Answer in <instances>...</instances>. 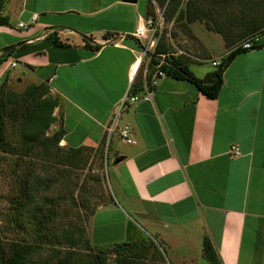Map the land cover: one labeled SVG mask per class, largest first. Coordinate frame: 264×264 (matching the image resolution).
I'll list each match as a JSON object with an SVG mask.
<instances>
[{"label":"crops","instance_id":"crops-1","mask_svg":"<svg viewBox=\"0 0 264 264\" xmlns=\"http://www.w3.org/2000/svg\"><path fill=\"white\" fill-rule=\"evenodd\" d=\"M0 1V54L14 47L0 80L46 82L58 99L52 131L64 129L58 144L103 149L111 192L92 214L100 246L146 239L147 263L129 264H213L207 237L222 264H264V45L233 56L216 97L163 74L119 109L149 79L152 48L134 35L149 0ZM187 57L197 77L216 67L198 72ZM124 125L133 142L121 138Z\"/></svg>","mask_w":264,"mask_h":264},{"label":"trees","instance_id":"trees-1","mask_svg":"<svg viewBox=\"0 0 264 264\" xmlns=\"http://www.w3.org/2000/svg\"><path fill=\"white\" fill-rule=\"evenodd\" d=\"M154 1L162 8L165 21L175 20L176 23L181 25L182 31L188 34L192 33L188 24L200 17L198 11L191 10L194 0H186L184 7L183 0ZM212 1L225 6L232 5L233 8L238 9V13L233 14V19L230 17L227 20H214V26L211 27V29L221 33L226 47L231 46L234 41L250 33L264 31V0ZM1 8L2 4L0 3V10ZM146 16L151 18L155 16L153 0L148 2ZM182 20H186L188 24ZM0 24H8V18L5 15L0 14ZM85 41L88 48L98 49V44H92L88 40ZM168 44L165 36L160 34L154 49L145 56L146 77H150L157 64L160 63L159 68L164 70L165 74L193 82L208 97L217 96L223 83V69L233 56L236 53L249 50L239 47L229 50L223 56L220 64L201 78L197 77L186 65V55L183 56L182 53L175 54L170 51ZM263 45L264 41L257 47ZM13 49L14 47L5 48L0 54V63L14 52ZM162 54L164 55L162 56ZM143 64L144 61L141 62L140 67ZM140 85L134 84L133 90L140 89ZM57 103V97L49 93V85L44 81L29 83L22 90H16L9 87L6 75L0 80V151L14 154L20 159L29 157L28 163H21L24 166V169H22L23 175L21 174L22 176L18 177V185L11 197V222L18 229L22 231L31 230L37 236L30 241H14L9 246H5L0 236V264H109L107 255L102 250L94 252L88 250L87 253L75 252L74 247L78 245H84L92 249L88 239L84 237V226L82 223H77V221H70L67 225L62 226L59 231H56L53 226L55 217L58 214V207L54 206V201L49 196L39 193V187L48 188L50 183L56 180L58 174L66 177L68 170L83 169L88 164V156L85 150L88 149L87 146L81 145L68 149L61 147L58 144L64 132L61 126L48 133L52 122L56 119L53 109ZM33 156L40 160V164L44 169H53L52 176L39 177L34 174V170H32L34 162L31 161L34 158ZM75 177L78 178V175ZM83 180L79 182L76 188L78 190L76 197L79 204L84 206L85 210L83 212L86 214L88 205L81 198ZM75 183H78L77 180ZM93 209L91 208L88 212L93 214L95 211ZM77 218L79 219L80 216L78 215ZM47 243L57 244L56 247H53V255L35 257L37 250ZM140 244L142 243H116L114 250L117 251L115 258L117 264H129L131 262L128 259L119 257L122 247L138 248ZM149 244L152 245L153 242L150 241ZM61 245L68 246V254L58 255L60 248L57 246ZM202 254L213 264H222L218 253L207 237H204L202 241Z\"/></svg>","mask_w":264,"mask_h":264},{"label":"rangeland","instance_id":"rangeland-1","mask_svg":"<svg viewBox=\"0 0 264 264\" xmlns=\"http://www.w3.org/2000/svg\"><path fill=\"white\" fill-rule=\"evenodd\" d=\"M183 1L184 7L186 0ZM153 3L155 16L152 19L153 24L158 27V31L156 32L157 40L152 46V50L154 49L160 34H163L169 43L170 51L175 54H179L178 51L180 49L190 52V54H182L183 56H185V54L188 56H185L189 59L188 64L198 72L213 67V65H211L212 59L221 58L225 55L226 51H229L228 49L232 45L242 39L240 38L234 41L231 46L226 47L221 33L211 29V27L213 28L214 26V20H227L230 17L232 18L233 14L238 13V9L233 8L232 5L225 6L224 4L215 3L212 0H194V5H191V10L198 11L200 19H195L189 24L186 20H182L190 26L192 33L188 34L181 30V25L176 23L175 20L165 21L162 8L154 0ZM22 86H24V84L16 85L9 83V87L16 90H22L25 87ZM52 130L53 128L50 126L48 133L53 132ZM87 147L88 149L85 150L88 156V164H86L85 168L66 170V177L58 174L56 180L50 183L48 188H43L42 186L39 187V193L49 196L54 201V206L56 205L58 207V214L55 217L53 226L56 231H59L62 226L67 225L70 221H77V223H82L84 226V237L88 239L89 245L92 246V249L84 245H78L74 247L76 253H87L88 250H91L92 252L102 250L106 253L109 264H117V260L115 259L117 251L114 250L116 243L110 246H100L98 244L96 216H93L92 219V213L88 212L91 208H94L93 210H95L98 204L107 202L108 192H111V190L108 189L106 183L103 149H101V147L98 149V147L94 146ZM100 151H102V153H100ZM31 161L34 162L32 170H34L36 176H52L53 169H44L40 164V160L35 157ZM22 162L25 164L28 163L29 157H23L20 159L14 154L0 151V236L2 237L5 246H9L14 241H30L37 237L31 230L22 231L11 222V197L18 185V177L23 175L22 169H24V166L21 164ZM76 175H78V178L75 177ZM82 179L84 180L81 198H83L85 204L88 205V211H86V214L83 212L85 210L84 206L79 204V200L76 197L78 194L76 188ZM76 180L78 182L77 184L75 183ZM78 215L80 216L79 219L77 218ZM140 242L142 244L138 245V248L122 247L119 257L128 259L131 262L141 261L147 263L144 259L149 255L152 245H150V241L146 239L137 241L138 244ZM56 245L57 244L55 243L42 245L35 253V257L53 255V247H56ZM57 247L60 248V252L58 253L59 256L69 253L67 245Z\"/></svg>","mask_w":264,"mask_h":264},{"label":"built area","instance_id":"built-area-1","mask_svg":"<svg viewBox=\"0 0 264 264\" xmlns=\"http://www.w3.org/2000/svg\"><path fill=\"white\" fill-rule=\"evenodd\" d=\"M20 26H24L23 22L19 23ZM158 31V27L153 24V19L151 17L144 18L140 23H138L134 35L138 39H142L146 41V48H152V46L155 44L157 37L156 32ZM264 41V31H256L253 33H250L237 41L234 45H232L228 50L235 49V48H242V49H251L254 47H257L260 43ZM228 51H226L225 55ZM164 54H162L163 56ZM223 55V56H225ZM223 56L219 59H212L211 63L213 65H219L222 61ZM162 61V60H161ZM12 65H15L16 62H12ZM159 64H157L156 69L151 73L148 80L145 82V90L142 94L133 93V92H127L122 99L119 101L118 106L119 109L126 105L127 103L136 101L140 97H148L153 92V86L156 84V78L159 75L165 74L164 70L159 68ZM145 75L147 74V65H145L144 68ZM129 127L127 125H124L120 128L119 134L121 138L125 139L128 142H133L134 139L129 136ZM235 149L236 152H238V148L235 146H232V149Z\"/></svg>","mask_w":264,"mask_h":264},{"label":"water","instance_id":"water-1","mask_svg":"<svg viewBox=\"0 0 264 264\" xmlns=\"http://www.w3.org/2000/svg\"><path fill=\"white\" fill-rule=\"evenodd\" d=\"M129 1V0H128Z\"/></svg>","mask_w":264,"mask_h":264}]
</instances>
